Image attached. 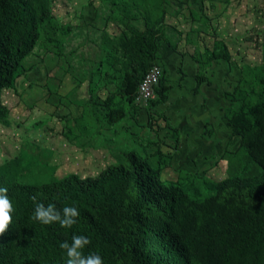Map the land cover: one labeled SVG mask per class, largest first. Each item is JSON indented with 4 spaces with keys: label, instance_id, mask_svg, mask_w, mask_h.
Listing matches in <instances>:
<instances>
[{
    "label": "rangeland",
    "instance_id": "374dc122",
    "mask_svg": "<svg viewBox=\"0 0 264 264\" xmlns=\"http://www.w3.org/2000/svg\"><path fill=\"white\" fill-rule=\"evenodd\" d=\"M48 1L50 19L2 94L0 168L33 183L97 176L136 150L162 180L203 192L204 181L264 170L240 157L264 102V0ZM150 23L161 32L147 71L159 66L162 79L136 104L128 52Z\"/></svg>",
    "mask_w": 264,
    "mask_h": 264
},
{
    "label": "trees",
    "instance_id": "16d2710c",
    "mask_svg": "<svg viewBox=\"0 0 264 264\" xmlns=\"http://www.w3.org/2000/svg\"><path fill=\"white\" fill-rule=\"evenodd\" d=\"M50 16L48 0H0L1 120L9 111L3 91L14 88L22 62ZM160 32L150 23L130 42L133 74H126V92L131 101L157 58ZM196 78L197 93L202 79ZM253 114L256 127L244 135L240 157L248 155L264 167V102ZM247 168L222 181H204L203 192L194 184L162 180L160 169L136 150L97 176L72 173L44 183L19 180L10 168L1 167L0 186L8 188L15 212L0 236V264H66V251L59 245L71 243L74 234L89 237L84 254L98 253L104 264H264V170L252 174ZM36 202L61 210L75 206L77 223L63 228L34 221ZM197 252L204 254L202 259Z\"/></svg>",
    "mask_w": 264,
    "mask_h": 264
},
{
    "label": "clouds",
    "instance_id": "9594fccd",
    "mask_svg": "<svg viewBox=\"0 0 264 264\" xmlns=\"http://www.w3.org/2000/svg\"><path fill=\"white\" fill-rule=\"evenodd\" d=\"M36 201V197H32ZM15 208L8 195V188L0 186V236H3L13 222ZM80 212L75 206H65L58 209L55 204L49 203L45 206L42 202H36L32 215L34 221L44 225L58 223L63 228H71L77 223ZM91 243L89 237L84 235H73L71 243L64 241L59 247L66 251V264H104L103 258L95 252L85 255L83 249Z\"/></svg>",
    "mask_w": 264,
    "mask_h": 264
},
{
    "label": "built area",
    "instance_id": "2783aa9c",
    "mask_svg": "<svg viewBox=\"0 0 264 264\" xmlns=\"http://www.w3.org/2000/svg\"><path fill=\"white\" fill-rule=\"evenodd\" d=\"M162 77V69L154 66L142 77L135 94L136 104H148L156 94V87Z\"/></svg>",
    "mask_w": 264,
    "mask_h": 264
}]
</instances>
